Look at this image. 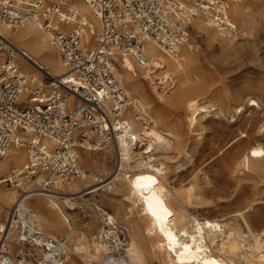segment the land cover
Here are the masks:
<instances>
[{"label": "built area", "instance_id": "2783aa9c", "mask_svg": "<svg viewBox=\"0 0 264 264\" xmlns=\"http://www.w3.org/2000/svg\"><path fill=\"white\" fill-rule=\"evenodd\" d=\"M78 1L0 0V24L11 29L38 24L67 72L54 77L47 65L38 64V74L23 72L19 50L0 32V160L13 148L27 150L26 165L5 179L7 187L21 188L40 177L42 192H61L63 184L86 174L80 149L113 148L115 171L129 177L132 164L118 140L131 151L148 145L124 117L129 96L117 76V58L128 56L148 68L144 45L150 42L177 55L196 17L224 38L240 35L230 18V0H85L94 19L80 11ZM102 216L107 255L119 261L127 254L129 235L106 212ZM66 241L46 234L20 202L6 220L0 215V264L19 258L63 262Z\"/></svg>", "mask_w": 264, "mask_h": 264}, {"label": "bare ground", "instance_id": "6f19581e", "mask_svg": "<svg viewBox=\"0 0 264 264\" xmlns=\"http://www.w3.org/2000/svg\"><path fill=\"white\" fill-rule=\"evenodd\" d=\"M250 5L264 11V0H236L230 10L233 18L245 26L250 16L248 13ZM77 6L83 14L92 17L85 0H79ZM193 26L198 34L206 37L207 41L217 40V32L204 19L194 18ZM240 31L246 32L242 27ZM0 32L9 37L19 50V66L23 72H38V64L47 65L54 77L67 73L61 58L50 42V36L35 22L23 23L16 30H12L6 24H0ZM193 40L194 37L191 35L178 48L177 55L161 50L152 42L146 43L144 52L149 60L148 68H140L134 58L128 56L118 58L121 71L119 70L117 75L129 96L124 117L133 127L137 137L141 141L146 140L148 145L145 147L146 150L137 148L131 151L129 143L123 139L118 140L121 150L127 152L129 156L127 157L129 163H135L130 166L133 173L127 177L126 172L122 174L108 170L105 153L98 156L85 149L80 154L83 162L94 168L96 173L106 176L102 178L86 172L81 179L87 187L103 184L85 194L100 189H112L113 195H121L131 202V214L137 215L136 222L133 221L132 224L136 235L129 236L125 257H121L118 261L107 255L109 241L102 229L92 242L85 240L83 244L80 242L71 246L67 243L74 232L68 209L74 210L78 207L81 196L77 195L83 191L79 181L63 184L59 193L42 192L39 187L40 177L23 186V193L14 187L9 191L3 189L5 179L13 178V172L18 173L26 165V154L22 148L11 149L6 157L0 160L2 218L6 220L10 209L20 202L21 208L40 225L42 215L48 210L54 217V219L50 218L51 222L56 223L61 230L68 228L66 234L68 238L63 250L68 255L69 251L85 254L88 262L92 261L94 264H145L146 258L158 260L161 264H264V226L260 230L255 229L245 216L246 211L254 209L261 201L254 198L243 212L238 211L234 214L235 217L241 218L242 222L239 224L234 216L219 219L210 215H195L191 212L192 199L195 196H204L205 192L199 188L197 181L178 188L171 186V170L167 161L177 157L171 152L183 153L187 157L192 156V152L187 148L184 139L173 129H161L158 121L165 113L174 116L184 115L188 124V135L191 138L195 136V141L201 139L204 132L206 133L211 120L222 121L220 116L228 113L231 120L227 122L234 125V122L237 123L242 116L246 127L238 129V132L228 139L226 147L230 148L241 145L251 137L252 130L258 134L264 132V109L261 114L262 123L257 128L253 125L254 120L257 119L255 116H243L247 108L260 107L256 99L248 98V106L242 102L228 112H223L216 104L205 100L214 88L194 79V75L197 77L201 71L199 55L196 53L199 45L193 44ZM223 40L221 43L223 47L231 45L233 41L227 38ZM154 76H158V82H155ZM144 80L148 81V90L142 88ZM173 81L177 89L166 99L168 92L165 91V86ZM160 87L164 89V93L160 92ZM195 93L200 94L193 95ZM159 102H164V106H160ZM252 139L249 146L239 153L234 172L264 173V143ZM159 151L164 154L155 155ZM204 177L207 184L212 186L210 176L204 175ZM31 198L35 202H32ZM110 217L115 223V217L113 215ZM85 238L86 236L83 235L82 239ZM37 251L41 252L39 249ZM36 259L40 261L41 258ZM66 261L68 260L52 264H68ZM74 261L80 264V261L75 259ZM15 264H37V262L21 258Z\"/></svg>", "mask_w": 264, "mask_h": 264}, {"label": "rangeland", "instance_id": "374dc122", "mask_svg": "<svg viewBox=\"0 0 264 264\" xmlns=\"http://www.w3.org/2000/svg\"><path fill=\"white\" fill-rule=\"evenodd\" d=\"M235 1L230 0V8ZM251 1H248L250 3ZM252 4V3H250ZM250 14L247 26L242 25L230 13L232 22L237 29L240 28L246 31H240L237 38H233L232 44L223 47L221 43L225 39L217 32V40L207 41L205 36L198 34L194 29L193 22L190 26V36L193 35V44L199 45L196 48L199 55L200 73L198 76L194 75V79L211 86L214 91L205 99L207 102L216 104L223 112L232 111L234 107L245 103L248 106L247 99L254 98L260 103L259 108H247L244 117L253 115L257 119L254 120V128L260 126L262 109H264V11L261 8H255L250 5L248 8ZM16 30V29H12ZM120 57V56H119ZM118 57V58H119ZM117 58L116 71H121L120 62ZM37 73V72H36ZM38 74V73H37ZM118 76V75H117ZM158 76H154L155 82H158ZM174 82L168 83L165 86V91L168 96L177 89ZM142 88L149 89L148 81H142ZM160 92L164 93V89L160 87ZM195 93L193 95H198ZM158 100V99H157ZM160 106H164V102H159ZM150 113V111H149ZM152 115V112L150 113ZM230 114L220 116L222 121L213 119L209 123L210 127L201 136V139L195 141V136L191 138L188 135V124L185 122L184 115H176L165 113L161 120L158 121L161 129H173L185 141L187 148L192 152V156H185L183 153L178 154L171 152L177 157L168 160V166L171 170V186L182 187L189 185L192 181H197L199 188L204 192V196H195L192 199L190 210L195 215L205 216L210 215L215 218L233 217L238 211L243 212L248 204L256 198L261 201L254 209L245 212V216L250 221L252 226L260 230L264 226V173H247L241 171L234 172L238 155L246 147L249 146L254 139L264 143V132L258 134L252 130L251 137L245 140L241 145L230 148L226 147V142L233 137L238 129L245 128L244 121L241 116L232 124L227 121ZM257 130V129H256ZM198 138V136H197ZM198 143V144H197ZM200 143V144H199ZM220 148H222L220 150ZM85 149H80V154ZM27 161V150H24ZM105 153L108 170L115 172V151L113 148L108 150L92 151V154L103 155ZM159 151L155 155H163ZM170 154V155H171ZM138 156V155H136ZM134 157V156H133ZM25 161V162H26ZM132 161V160H131ZM80 164L82 168L89 173H94L96 176L102 178L105 174L96 173L94 168L88 166L82 161L80 157ZM135 163H132L133 166ZM202 168V169H201ZM201 169V170H200ZM203 171V173H202ZM210 176L212 186L208 185L206 178ZM80 182L82 193L78 200V207L74 210L68 209L71 225L74 232L69 237L67 243L71 245L79 244L86 240L92 242L99 234L102 228V213L106 212L108 215L115 217V223L120 226L129 236H135L133 221L136 222L137 215L131 214V202L126 200L121 195H113L112 189H100V191L85 194L92 188H97L98 185L87 187L82 179H74ZM86 180H89L86 178ZM92 184L93 181H90ZM11 186H4L5 191H9ZM23 193L22 187H14ZM114 189V188H113ZM32 202H35L31 198ZM135 212V211H134ZM1 218L2 214L0 212ZM40 223L41 229L47 234L56 235L59 239L65 240L68 238L67 229L61 230L56 223L50 221L52 214L48 210L42 215ZM237 222L241 224L240 217ZM54 219V217H53ZM83 235L86 236L85 239ZM37 251V250H36ZM37 253L41 254L37 251ZM69 256V257H68ZM72 257V259H70ZM20 259V258H19ZM68 264H77L74 259L80 261V264H94L92 261L88 262L86 255L78 254L69 251L66 255ZM33 262L34 260H29ZM145 264H161L158 260H150L146 258Z\"/></svg>", "mask_w": 264, "mask_h": 264}]
</instances>
